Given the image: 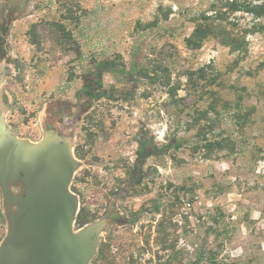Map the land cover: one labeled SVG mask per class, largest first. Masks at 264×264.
<instances>
[{
    "label": "rangeland",
    "instance_id": "1",
    "mask_svg": "<svg viewBox=\"0 0 264 264\" xmlns=\"http://www.w3.org/2000/svg\"><path fill=\"white\" fill-rule=\"evenodd\" d=\"M224 2L0 0L1 165L7 137L38 143L45 113L94 98L62 143L87 264H264V15ZM142 137L165 150L136 168ZM21 193L0 187V247Z\"/></svg>",
    "mask_w": 264,
    "mask_h": 264
},
{
    "label": "water",
    "instance_id": "2",
    "mask_svg": "<svg viewBox=\"0 0 264 264\" xmlns=\"http://www.w3.org/2000/svg\"><path fill=\"white\" fill-rule=\"evenodd\" d=\"M6 143L0 187L6 193L9 183H21L23 193L10 198L15 211L10 234L0 247L1 264H87L97 225L73 233L76 204L68 190L70 148L54 136L33 145L9 137Z\"/></svg>",
    "mask_w": 264,
    "mask_h": 264
},
{
    "label": "flooded vegetation",
    "instance_id": "3",
    "mask_svg": "<svg viewBox=\"0 0 264 264\" xmlns=\"http://www.w3.org/2000/svg\"><path fill=\"white\" fill-rule=\"evenodd\" d=\"M100 89H101V86L98 84H91V86L88 88V90H94L95 98L97 97V95H99ZM93 99L94 98L89 99L88 103H85V102L83 103L82 101L79 100V105H74L72 107L63 106L61 107L60 110L52 114L45 113L44 120L47 125V130H45L44 137L47 138L48 136H55V138L58 141L64 143L65 139L67 138L65 137L64 134L66 133V131L71 134V131L69 129H72V127L75 125V122L80 118V115H81L80 113H86L88 111V108L90 107L89 102H92ZM54 124L59 125L62 129L59 131L50 129L52 128ZM51 132L53 133V135ZM70 137L73 138V136H70ZM159 150L160 149H155V148L152 149L150 147L149 140L142 137V139H140L137 144V150H136L137 167L136 168L142 166L143 161L146 159L144 158L146 155L149 157V156H152L153 154L154 155L160 154L158 153ZM151 151L153 152V154L151 153ZM110 217L111 218L113 217V213H110Z\"/></svg>",
    "mask_w": 264,
    "mask_h": 264
},
{
    "label": "trees",
    "instance_id": "4",
    "mask_svg": "<svg viewBox=\"0 0 264 264\" xmlns=\"http://www.w3.org/2000/svg\"><path fill=\"white\" fill-rule=\"evenodd\" d=\"M219 1H223V0H219ZM225 2L223 3V7L227 8L229 11H244V12H247V13H254L256 16L258 17H261L262 15H264V3H262L261 5H258V6H255V7H250L249 5H245V6H240L238 5L236 2H230L228 0H224ZM261 30L262 32L264 33V25H262L261 27ZM202 31L200 30V28H196L192 37H195L197 35H199ZM188 38L187 39V44L188 45H192L193 44V38ZM233 44H236L233 49L234 50H239V44H238V41L237 40H233L232 41ZM113 66V63L111 61H105V62H102L100 64V67L103 68V69H106V68H110ZM91 84H98L100 85V83L90 77V78H85L84 79V86L83 88L85 90H88V88L91 86ZM164 150L165 149H161L158 151V153H164ZM116 222L118 224H127L129 223V219L125 218V217H119L117 218ZM198 263V262H197ZM197 263H194V264H197Z\"/></svg>",
    "mask_w": 264,
    "mask_h": 264
},
{
    "label": "crops",
    "instance_id": "5",
    "mask_svg": "<svg viewBox=\"0 0 264 264\" xmlns=\"http://www.w3.org/2000/svg\"><path fill=\"white\" fill-rule=\"evenodd\" d=\"M41 141H39L38 143H33V142H31V144L33 145V144H39Z\"/></svg>",
    "mask_w": 264,
    "mask_h": 264
}]
</instances>
